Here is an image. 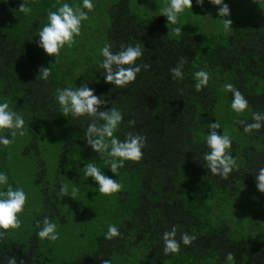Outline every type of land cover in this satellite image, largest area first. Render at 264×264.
Wrapping results in <instances>:
<instances>
[{
	"label": "trees",
	"instance_id": "obj_1",
	"mask_svg": "<svg viewBox=\"0 0 264 264\" xmlns=\"http://www.w3.org/2000/svg\"><path fill=\"white\" fill-rule=\"evenodd\" d=\"M193 2L177 25H168L160 16L167 0H93L80 36L61 49L55 63L37 46L38 29L49 10L63 3L82 7V0H38L27 16L19 12L22 0H0V102L7 100L23 116L26 131L8 147L0 145V173L27 195L18 216L21 228L0 240V264L11 257L17 264H264V194L255 180L264 167V127L248 134L237 123H253V113L264 115V3L235 0L224 17L232 28L225 32L217 10L215 22L199 23L203 10ZM174 27L181 28L179 35ZM137 43L143 56L136 63L150 69L124 88L106 83L97 63L103 60L100 49L111 44L115 53ZM180 57L188 60L184 78L173 81L170 68ZM41 66L51 67L48 81L37 79ZM199 70L210 79L196 92ZM84 83L108 101L100 111L116 108L123 114L115 133L121 141L129 132L147 138L142 160L126 161L118 176L85 141L90 118L64 117L55 100L57 88ZM227 83L248 101L240 116L231 109ZM216 121L217 133L232 140L229 152L238 166L227 180L204 167L209 124ZM90 162L122 189L100 195L82 171ZM62 184L69 192L79 189L75 200L57 196ZM45 216L57 225L54 243L36 236L35 223ZM110 224L121 233L112 241L105 239ZM173 226H179L178 241L183 232L196 239L164 255L163 233ZM229 252L232 262L225 258Z\"/></svg>",
	"mask_w": 264,
	"mask_h": 264
},
{
	"label": "clouds",
	"instance_id": "obj_2",
	"mask_svg": "<svg viewBox=\"0 0 264 264\" xmlns=\"http://www.w3.org/2000/svg\"><path fill=\"white\" fill-rule=\"evenodd\" d=\"M38 0H22L19 4V12L30 15L32 8L30 4L37 3ZM60 4V0H56ZM256 3H264V0H254ZM212 5L218 6V17L221 19L225 32L232 27L230 19H224L230 15V8L224 0H209ZM197 6L203 7L204 0H196ZM93 0H82V7L73 8L69 3L60 4L56 11L49 10L47 13V23L38 29L39 40L37 46L44 52L55 58V63H59L61 49L65 46L71 48L75 44V38L80 36L82 22L89 19L88 12L94 10ZM193 0H167L166 5L161 9V15L167 18L168 25H177L179 16L186 10H192ZM87 9V12L84 11ZM171 31L177 35L181 33L180 27H174ZM111 44H105L100 49L103 60L98 61V67L104 70L103 77L106 83L117 88L127 87L133 83L141 70L150 69L147 63L137 64L136 61L143 56L140 43L133 45H121L118 52L113 53ZM188 63L186 57H180L177 65L170 68L173 81H180L184 78V66ZM51 67L41 66L37 79L48 81L51 76ZM196 92H201L207 87L210 76L204 70L194 73ZM226 92L232 93L233 99L231 109L242 115L248 108V101L244 95L232 83L224 85ZM55 100L60 107V113L64 117L71 115L73 119L87 116L90 118L85 135V141L95 153H98L108 169L115 175H119V169L125 166L126 161L139 163L143 158L142 149L146 145V137L132 132L127 133L125 139L121 141L115 133L123 121V114L116 108L100 111L101 106L108 103L94 94V90L84 83L76 88H57ZM253 123L238 120L237 123L243 126V131L252 134L264 127V115L252 114ZM129 125H134V120L128 121ZM221 125L218 121L209 124V133L206 136V146L209 149L203 156L204 167L214 175L223 180H227L234 169L238 170L236 159L233 158L229 149L232 148V140L226 133L219 135L217 130ZM7 132L9 135H4ZM26 135L25 120L18 112L13 111L7 100L0 102V145L8 147L14 139ZM85 179L92 178L98 184V192L103 196H112L122 189V185L116 180L105 176L94 162H90L82 169ZM256 186L259 192L264 194V167L258 170L255 176ZM7 186L6 191H0V240H3L12 230L21 228V221L18 218L23 213L27 195L22 188L15 190L8 184L6 173H0V186ZM79 189L73 187L71 192L67 185H61L57 196L63 198L70 196L75 200ZM38 232L36 236L39 240L56 242L59 239L57 225L47 216L35 223ZM179 226H173L170 231L163 233L164 255L177 254L180 251L181 243L190 246L195 241L196 236L187 232L180 234V240L176 239ZM121 237L119 229L115 225H108L105 239L112 241ZM226 260L232 262L235 257L229 252ZM8 264H17L15 257L8 258ZM23 264V262H21ZM101 264H111L109 260H101Z\"/></svg>",
	"mask_w": 264,
	"mask_h": 264
},
{
	"label": "rangeland",
	"instance_id": "obj_3",
	"mask_svg": "<svg viewBox=\"0 0 264 264\" xmlns=\"http://www.w3.org/2000/svg\"><path fill=\"white\" fill-rule=\"evenodd\" d=\"M196 1V0H194ZM235 0H224V3L227 4L229 7L234 4ZM243 2V1H242ZM194 3V2H193ZM258 4V3H257ZM242 5H245V3H242ZM213 8L212 11H206L207 9ZM201 9L203 10L200 15H199V20L198 22L201 24L207 23V20L211 21L212 23L216 21L217 16H215L214 14H216V10L218 13V6L212 5L211 3H209V0H205V7H201ZM210 14L214 15L213 17L210 16Z\"/></svg>",
	"mask_w": 264,
	"mask_h": 264
}]
</instances>
